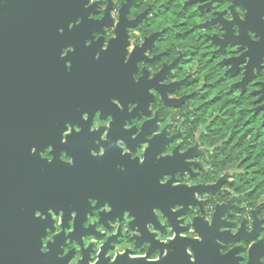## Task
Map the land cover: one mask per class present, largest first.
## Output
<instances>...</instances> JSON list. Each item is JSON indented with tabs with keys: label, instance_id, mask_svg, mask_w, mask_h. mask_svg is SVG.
<instances>
[{
	"label": "flooded vegetation",
	"instance_id": "af4514ba",
	"mask_svg": "<svg viewBox=\"0 0 264 264\" xmlns=\"http://www.w3.org/2000/svg\"><path fill=\"white\" fill-rule=\"evenodd\" d=\"M244 14L234 0H0V264L156 260L145 238H197L193 219L226 203V229L245 220L264 241V197L240 191L245 167L264 177V53L245 74L224 36ZM178 186L201 190L180 215ZM252 242L221 251L243 247V264Z\"/></svg>",
	"mask_w": 264,
	"mask_h": 264
},
{
	"label": "water",
	"instance_id": "95a60500",
	"mask_svg": "<svg viewBox=\"0 0 264 264\" xmlns=\"http://www.w3.org/2000/svg\"><path fill=\"white\" fill-rule=\"evenodd\" d=\"M41 1H44V4L57 2V0H18L19 3H24V7H29L31 3L39 4ZM234 2L239 3L242 8L245 9L244 18L235 24L238 27V35L229 37L228 31H226L224 36L225 41L231 44L240 43L241 48L246 49L244 54L249 56V60L244 66V69H246L245 74H247L248 71L251 70V54L255 52L264 53V0H234ZM49 15H52V11L49 12ZM232 23L233 22L228 23L226 30H229V26ZM248 31L258 36V40L250 41L247 35ZM159 145L160 144H153L152 141L148 144L147 151H150V155H153L152 157H154V153ZM152 165L150 170L156 168L155 164ZM149 174L150 172L146 177V182L150 177ZM208 187L209 186H203L202 188L205 190L208 189ZM194 191H197V193L201 192L199 186L191 187L187 190L181 189V186L177 187L175 205H177L178 210L176 215L184 213V210L189 204L194 202L199 203L194 197ZM170 198L172 200L174 199L173 196H170ZM152 205L161 212L164 218L168 219V211L163 204L157 205L154 203ZM228 207L229 204L227 203L217 205L210 225L201 222V218L199 217L194 218L192 227L197 238L176 236L178 233L176 228L172 229V231L175 232V237L170 240H152L150 236L152 234H150L148 236L149 238H145L144 242L148 247V255L151 249L159 251V258L156 260L129 258L127 254H123L112 261H109L108 257L101 260L99 259L94 264H240L244 258L238 253L244 250L243 247L235 245L225 252L221 251L225 245H233L240 239L253 241L247 248V260L243 264H258L260 257L264 254V241L262 239H257L258 229L255 226L250 230L246 229L245 220L242 221L241 226L235 232L226 229V227H229V223L227 219L222 216L229 213ZM147 208L150 210V207ZM148 210L146 214L148 220L151 221ZM150 223L154 224V227L157 225V221ZM170 223L171 225L173 224L172 221H170ZM75 232L76 230L74 229L70 234H74ZM137 233L139 236H143L147 232H144V229H138ZM161 233L164 234V231ZM59 253H62V250ZM69 253L70 252L60 257L59 264H66L68 262ZM50 262H52V260H50ZM78 263L89 264L88 261L85 260L84 253H82Z\"/></svg>",
	"mask_w": 264,
	"mask_h": 264
},
{
	"label": "trees",
	"instance_id": "16d2710c",
	"mask_svg": "<svg viewBox=\"0 0 264 264\" xmlns=\"http://www.w3.org/2000/svg\"><path fill=\"white\" fill-rule=\"evenodd\" d=\"M242 154L247 155L250 158V152H246L245 150L242 151ZM256 158V160H255ZM254 161L258 162L257 169L260 170L261 168L264 169V166L259 165V163L264 161V147L263 149L257 147L256 149V156L253 157ZM264 165V164H263ZM251 171L242 174V181L240 186V191L243 193V201H246L248 206L253 207L254 205L258 204L259 198L264 197V177L261 174H257L255 176L254 168H248ZM253 170V171H252ZM248 191V192H246ZM246 192V193H245ZM264 202V198L262 199ZM264 208V204H261L260 209Z\"/></svg>",
	"mask_w": 264,
	"mask_h": 264
},
{
	"label": "snow or ice",
	"instance_id": "6c2138e0",
	"mask_svg": "<svg viewBox=\"0 0 264 264\" xmlns=\"http://www.w3.org/2000/svg\"><path fill=\"white\" fill-rule=\"evenodd\" d=\"M33 151H35V149H33ZM35 215H36L37 217H39L40 213H39V212H36Z\"/></svg>",
	"mask_w": 264,
	"mask_h": 264
},
{
	"label": "clouds",
	"instance_id": "9594fccd",
	"mask_svg": "<svg viewBox=\"0 0 264 264\" xmlns=\"http://www.w3.org/2000/svg\"><path fill=\"white\" fill-rule=\"evenodd\" d=\"M36 212H38V211H36Z\"/></svg>",
	"mask_w": 264,
	"mask_h": 264
}]
</instances>
